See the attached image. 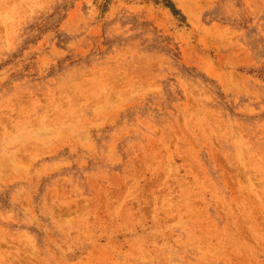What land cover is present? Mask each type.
<instances>
[{
	"label": "rangeland",
	"instance_id": "1",
	"mask_svg": "<svg viewBox=\"0 0 264 264\" xmlns=\"http://www.w3.org/2000/svg\"><path fill=\"white\" fill-rule=\"evenodd\" d=\"M0 264H264V0H0Z\"/></svg>",
	"mask_w": 264,
	"mask_h": 264
},
{
	"label": "bare ground",
	"instance_id": "2",
	"mask_svg": "<svg viewBox=\"0 0 264 264\" xmlns=\"http://www.w3.org/2000/svg\"><path fill=\"white\" fill-rule=\"evenodd\" d=\"M127 81V80H126ZM132 82V81H131ZM134 83V82H133ZM125 86H127V85H125ZM135 86V85H134ZM124 87V86H123ZM133 88V87H132ZM123 89V88H122ZM34 101V100H33ZM39 102V101H38ZM30 103H32L31 101H30ZM32 105V104H31ZM37 105V104H36ZM20 114V113H19Z\"/></svg>",
	"mask_w": 264,
	"mask_h": 264
},
{
	"label": "trees",
	"instance_id": "3",
	"mask_svg": "<svg viewBox=\"0 0 264 264\" xmlns=\"http://www.w3.org/2000/svg\"><path fill=\"white\" fill-rule=\"evenodd\" d=\"M171 9H173V8H171ZM173 12L177 13V11H175L174 9H173Z\"/></svg>",
	"mask_w": 264,
	"mask_h": 264
}]
</instances>
